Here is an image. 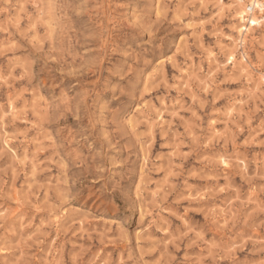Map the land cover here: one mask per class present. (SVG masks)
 I'll return each instance as SVG.
<instances>
[{
    "label": "rangeland",
    "instance_id": "obj_1",
    "mask_svg": "<svg viewBox=\"0 0 264 264\" xmlns=\"http://www.w3.org/2000/svg\"><path fill=\"white\" fill-rule=\"evenodd\" d=\"M237 1L0 0V264H264Z\"/></svg>",
    "mask_w": 264,
    "mask_h": 264
},
{
    "label": "bare ground",
    "instance_id": "obj_2",
    "mask_svg": "<svg viewBox=\"0 0 264 264\" xmlns=\"http://www.w3.org/2000/svg\"><path fill=\"white\" fill-rule=\"evenodd\" d=\"M242 1L243 0H238L237 2H238V4H239V6H238V11L236 12V14H237V16H238V18L240 19V21H245V19H244V15L246 14V8L244 7V5H243V3H242ZM254 0H252L251 2H253ZM255 4L258 6V8H259V10H262L263 11V5H264V1L263 2H259V1H257V2H255ZM246 21H248V24H249V26H244V25H240V26H238L237 28H236V30H237V32H238V34H240V35H242V40H243V38H244V35H245V32H247L249 29H250V26L251 25H255L256 23H257V21L255 20V19H253L252 17L250 18L249 17V19L248 20H246ZM241 40V39H240ZM209 55H210V57H212L213 55H212V53L210 52L209 53ZM243 60V59H242ZM215 61V60H214ZM249 74V73H248ZM247 75V74H246ZM195 79V78H194ZM11 103V102H10ZM11 105V104H10ZM13 106H14V104H12ZM12 108V107H11ZM231 112V111H230ZM228 115H229V111H228Z\"/></svg>",
    "mask_w": 264,
    "mask_h": 264
},
{
    "label": "built area",
    "instance_id": "obj_3",
    "mask_svg": "<svg viewBox=\"0 0 264 264\" xmlns=\"http://www.w3.org/2000/svg\"><path fill=\"white\" fill-rule=\"evenodd\" d=\"M252 1V0H251ZM250 0H246V16H248L250 13L258 11V6L255 4V2L259 1H264V0H254L251 2Z\"/></svg>",
    "mask_w": 264,
    "mask_h": 264
}]
</instances>
